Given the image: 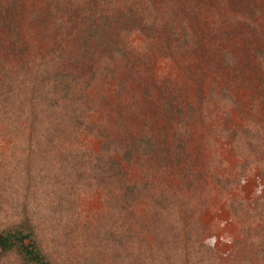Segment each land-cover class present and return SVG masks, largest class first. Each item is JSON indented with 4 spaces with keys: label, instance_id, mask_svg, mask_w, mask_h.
Segmentation results:
<instances>
[{
    "label": "rangeland",
    "instance_id": "rangeland-1",
    "mask_svg": "<svg viewBox=\"0 0 264 264\" xmlns=\"http://www.w3.org/2000/svg\"><path fill=\"white\" fill-rule=\"evenodd\" d=\"M60 1L0 0V233L27 209L54 264H264V0ZM49 59L83 120L29 90Z\"/></svg>",
    "mask_w": 264,
    "mask_h": 264
},
{
    "label": "trees",
    "instance_id": "trees-1",
    "mask_svg": "<svg viewBox=\"0 0 264 264\" xmlns=\"http://www.w3.org/2000/svg\"><path fill=\"white\" fill-rule=\"evenodd\" d=\"M103 1H105L107 5H109V3H111L112 1L114 2L117 1L118 5L121 7L117 11V13L121 14V12H123L124 15H131L132 13L127 10L132 7L130 4L131 0H103ZM132 1L147 3L150 0H132ZM120 2H126L125 4L128 5L127 9L123 8ZM54 3L62 4L63 2L57 0V2ZM58 6L59 5H55V7ZM138 10L139 9H137L136 11L138 12ZM34 17L39 18L40 15L34 14ZM55 24L56 26H61L63 22L61 21V19L58 18V21ZM54 61H55L54 59L53 60L49 59L45 63V66L41 65L42 69H40L37 73H35V76L38 79H35V76L33 74L30 77H28L27 86H29V90L34 95V98L35 95L39 94V97L36 96L37 98H35V100L38 99V101L53 102L54 106L57 108L58 111L61 108L59 115L60 117L58 116L59 117L58 120H60L61 122L62 121L64 122L65 119L67 120L71 119V121H75V122L77 120H83L82 118L85 117L84 115L82 114L79 115L78 110L70 109L72 107L67 106L65 103L66 99L72 97V95L78 89L77 87L79 86L80 79L76 78L72 72H68L69 68L66 67V65L64 64L60 65L59 71H51L49 67L51 63ZM106 66L107 67H105L104 71L105 72L108 71L110 72V74L112 73V76H114L113 70L111 72L109 67V66L112 67V62L111 63L108 62ZM105 75H109V74H105ZM51 80H53V82ZM9 86L11 85L10 84L6 85V88L15 89V87L13 86L9 87ZM48 87L51 88L50 92L48 91L49 90ZM3 92L4 91H2V94L4 95ZM85 98L88 99V96ZM32 116L33 113H31V117ZM109 161L110 163L115 164L114 163L115 160L112 157ZM22 216H23V221L19 225L14 226L12 228L4 229L0 233V263L1 261L5 260L9 255L15 253L16 258L19 259L20 261V264H54L51 258L49 257V255L45 253L40 246V243L37 238V234H38L37 229L34 222L32 221L33 217L31 216L30 212L27 209H25L23 211Z\"/></svg>",
    "mask_w": 264,
    "mask_h": 264
}]
</instances>
